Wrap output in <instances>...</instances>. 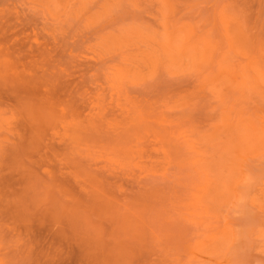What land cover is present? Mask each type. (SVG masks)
<instances>
[{"label": "rangeland", "instance_id": "rangeland-1", "mask_svg": "<svg viewBox=\"0 0 264 264\" xmlns=\"http://www.w3.org/2000/svg\"><path fill=\"white\" fill-rule=\"evenodd\" d=\"M0 264H264V0H0Z\"/></svg>", "mask_w": 264, "mask_h": 264}]
</instances>
